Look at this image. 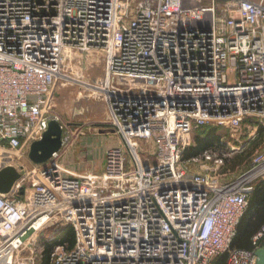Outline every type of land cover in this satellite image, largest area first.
<instances>
[{
    "label": "built area",
    "instance_id": "1",
    "mask_svg": "<svg viewBox=\"0 0 264 264\" xmlns=\"http://www.w3.org/2000/svg\"><path fill=\"white\" fill-rule=\"evenodd\" d=\"M85 65L103 68L91 78L110 94L82 99L108 115L72 121L59 86ZM52 121L62 148L35 163L31 145ZM210 126L228 130L231 153L186 157ZM109 127L118 139L101 171L59 163L82 133ZM253 142L225 177L224 160ZM0 155V168L24 170L0 194V264H41L39 235L52 230L51 244L67 226L75 244L55 245L49 264H256L264 224L251 248L232 243L264 179V0H0Z\"/></svg>",
    "mask_w": 264,
    "mask_h": 264
},
{
    "label": "rangeland",
    "instance_id": "2",
    "mask_svg": "<svg viewBox=\"0 0 264 264\" xmlns=\"http://www.w3.org/2000/svg\"><path fill=\"white\" fill-rule=\"evenodd\" d=\"M82 63L78 64V66L80 67L79 70H81V68H82V66H81ZM100 64L102 65V60H101ZM84 67L85 68H83L81 79L90 80L89 78L96 76V75L98 76L100 74V72H99L100 69H101V74H102L103 68L95 67L94 69L95 70L98 69V70L94 71L93 69H90V67H89L88 69L93 72V75L89 76L90 74L88 72H86V70H85L87 65H85ZM74 73L75 72H71L70 74L73 76ZM59 90L61 92V96L58 98V100H59L58 101V105H59L58 110L61 112V114L65 118H73V117L74 118H80L81 117L80 119H74L75 121H78L81 119H84V120H88V119H92V118L103 119V118L107 117L108 114L106 111H104L102 109L103 102H102V100H100V98L98 99L96 96L95 97L93 96L92 98H90V96H89V97L85 98L86 100L81 99L83 97H79V99H77L78 95H80V92L81 93L83 92L84 96H86L87 93L90 94L92 92H89L88 90H84L83 87L76 85L75 83L67 84V86H65V81H63L62 84H60ZM65 96H66V98L68 96H71V97L69 99H66V98H64ZM92 107H93V110L90 112H87L88 108H92ZM201 131L202 130H198L196 132H193L192 142L189 146H191V145L194 146L195 142L198 141V139L197 140L195 139V137H197V136H202L201 138H203L202 139L203 141L214 140L213 138H215V140L217 142H224L222 144L224 145L225 148L223 149V148L219 147L220 149H223L226 152L231 153L232 149H231L230 144L228 143L227 138H226V136L228 135L227 129H224L222 127L210 126L207 128V130H205V133H202ZM89 136H91L90 139H92L93 145L89 147L90 149L88 150V153H91L95 156V158H93V163L97 164V165L100 164V166H98V170L101 171L103 168V166H102L103 162L101 159V157H102L101 151L102 150H100V148L103 146L106 148L108 145H110L111 143H114L118 139L116 130L112 127L103 128L102 131H95L93 128H90V130L81 134L78 144L80 145L82 140L85 137H89ZM213 143H211V144H213ZM255 143L256 142L251 143L248 146L249 148L245 149L244 152H242V153H246L249 149L256 147L257 144H255ZM214 146H216V145H214ZM209 147L215 148L212 145ZM232 155L233 156H231V157L228 156L225 160H227V159L230 160L236 156L235 154H232ZM239 155H241V153H239ZM237 156H238V154H237ZM225 160H224V163H225ZM75 162H78V163L81 162V159L79 160L78 158L75 157V155H73L72 158L68 157V156H67V158L66 157H63L62 159L60 158V161H59L60 164H64L66 166H69V165L75 166L76 165L78 167L76 169L77 172H78V169H80V172H83L85 169H83L82 165L84 167L89 168L90 163H91L90 161H88L86 164H76ZM246 165H247V163H246ZM225 166H226V164L223 167L224 171H222L221 173L222 174L226 173L225 177H232L233 171H227V170L235 169L234 167H236V165L235 166H227V167H225ZM195 169H197V168H195ZM51 231L52 230L44 231L43 233H41L38 237V241L39 240L41 242L44 241L45 243H48V244H49V242H52V240H50L49 242L47 241V239L52 235ZM35 262L39 263L40 258L38 257L37 259H35Z\"/></svg>",
    "mask_w": 264,
    "mask_h": 264
},
{
    "label": "trees",
    "instance_id": "3",
    "mask_svg": "<svg viewBox=\"0 0 264 264\" xmlns=\"http://www.w3.org/2000/svg\"><path fill=\"white\" fill-rule=\"evenodd\" d=\"M205 133V130L201 131ZM202 136H197L195 139L198 141L195 142L194 146L191 145L186 150V157H194L201 154L202 151L213 147L225 148L222 142H217L215 138L214 140L203 141ZM214 142V143H213ZM213 143V144H211ZM216 145V146H214ZM206 147V148H205ZM256 148L249 149L246 153L238 154L232 159L225 160V164L227 166H235L237 164L248 163L252 156L255 153ZM219 148V149H220ZM222 149V150H223ZM20 197H24L25 194H19ZM264 224V179H258L255 182V189L250 196L248 209L242 218L238 229L236 237L233 240L232 247L234 248H251L252 246V237L253 235L261 228ZM57 240L53 243L48 244L46 246V251H44V258L48 259L57 244H66L67 247L72 248L75 244V233L71 226H67ZM228 255L222 254L221 256L215 259L214 264H227Z\"/></svg>",
    "mask_w": 264,
    "mask_h": 264
},
{
    "label": "water",
    "instance_id": "4",
    "mask_svg": "<svg viewBox=\"0 0 264 264\" xmlns=\"http://www.w3.org/2000/svg\"><path fill=\"white\" fill-rule=\"evenodd\" d=\"M61 148L62 128L57 121H52L43 137L31 145L29 158L35 163H45L49 160L52 161L54 155L59 152ZM21 169L12 164H7L0 168V194L9 196L16 192L17 183L20 181L24 173V170ZM17 192L19 194H24L25 188L22 186ZM31 233L32 232H29V234ZM256 264H264V248L257 251Z\"/></svg>",
    "mask_w": 264,
    "mask_h": 264
},
{
    "label": "crops",
    "instance_id": "5",
    "mask_svg": "<svg viewBox=\"0 0 264 264\" xmlns=\"http://www.w3.org/2000/svg\"><path fill=\"white\" fill-rule=\"evenodd\" d=\"M94 130L95 131H101V129H95V128H94ZM90 138H91V136L85 137L82 140L81 144L80 145L78 144V146H76L73 149V152L66 153L64 155V157L67 158V156H68V157H71L72 158L73 155H75L76 158H78L79 160L81 159V162L80 163L75 162L76 164H86L88 161H90L91 162L90 163V167L88 168V167H84L82 165L83 169H86V170L87 169H91V170H94V171H98V166H100V164H98V165L97 164H94L93 163V158H95V156L93 154H91V153H88V150L90 149L89 147L93 145L92 139H90ZM100 150H102L101 151V154H102L101 159H102V162H103V156H104L105 147L104 146L101 147ZM69 166H71V167L74 168V165H69ZM75 167H76V169L78 168L76 165H75ZM78 170L80 171V169H78ZM44 251H46V248L44 249ZM44 251L42 253L43 254V257H42L41 264H49L50 261H51V255H50V257L48 259L44 258Z\"/></svg>",
    "mask_w": 264,
    "mask_h": 264
},
{
    "label": "bare ground",
    "instance_id": "6",
    "mask_svg": "<svg viewBox=\"0 0 264 264\" xmlns=\"http://www.w3.org/2000/svg\"><path fill=\"white\" fill-rule=\"evenodd\" d=\"M62 77L66 78L67 80H70L71 82H74L76 83V85H79L81 87L84 88V90H90V88H94L98 91H104L106 92L107 94H110L109 90H107L106 86L103 88L101 85H98V84H95L94 83V78H89L90 80H84V79H80V78H77L75 76H72V75H68V74H62ZM85 93V92H84ZM84 94L83 92L81 93L80 92V95H78L77 99H79V97H83ZM71 96H68L66 98V96L64 98L66 99H69ZM82 99V98H81ZM59 101V100H58ZM58 101H57V106L59 107L58 105ZM84 107V106H83ZM76 109V108H75ZM64 110V109H63ZM93 110V107L92 108H88V111L87 112H90ZM81 118V117H80ZM80 118H68L69 120H72L74 121V119H80ZM0 157H2V155H0ZM6 161V160H4Z\"/></svg>",
    "mask_w": 264,
    "mask_h": 264
}]
</instances>
